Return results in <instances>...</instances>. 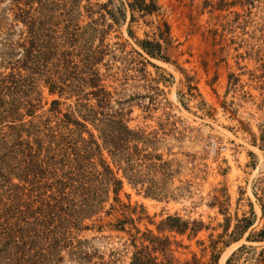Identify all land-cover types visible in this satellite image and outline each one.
Instances as JSON below:
<instances>
[{"label": "rangeland", "instance_id": "1", "mask_svg": "<svg viewBox=\"0 0 264 264\" xmlns=\"http://www.w3.org/2000/svg\"><path fill=\"white\" fill-rule=\"evenodd\" d=\"M121 1L126 2L114 0L115 5ZM157 1L158 15L130 25L128 13L125 24L110 29L105 44L120 49L122 43L127 52L142 53L130 30L139 40H154L157 28L166 23L172 41L168 61L144 54L150 62L147 73L131 72L125 84L123 77L112 82L111 76L120 67L117 53L99 67L108 76L105 84L116 93V99L130 100L125 104L132 111L130 127L154 135L148 143L152 153L148 168H138L135 186L124 180L116 208L111 210V199L99 216L86 222L89 229L79 238L82 253L66 254L62 264H131L136 229L141 232L138 237L152 232L170 239L173 264H227L230 259L232 264H264V241L258 238L264 231V0ZM68 2L64 18L73 11L80 16L71 25L66 21L58 28L49 27L41 40L59 45L69 30L76 40L80 73L82 53L100 42L99 37L93 40L88 35L92 20L84 9L88 2ZM90 2L96 6L98 0ZM17 21L9 0L0 7L2 78L11 74V62L23 59L21 48L29 40L27 28ZM79 30L84 38L79 37ZM39 74L38 68L33 75L26 73L24 86L33 98L43 94L39 114H44L59 98L49 94ZM29 80L36 82L33 88ZM61 102L65 103L63 113L71 105L75 109L74 101ZM3 109L0 102V115ZM156 154L162 157L159 162L153 159ZM105 157L112 165L107 153ZM169 216L189 223L185 235L159 232ZM128 218L135 223L121 229L119 222ZM248 220L252 226L245 229ZM194 222H202L204 227L193 232Z\"/></svg>", "mask_w": 264, "mask_h": 264}, {"label": "trees", "instance_id": "2", "mask_svg": "<svg viewBox=\"0 0 264 264\" xmlns=\"http://www.w3.org/2000/svg\"><path fill=\"white\" fill-rule=\"evenodd\" d=\"M7 1L0 0V7ZM10 1L17 23H22L30 36L21 48L23 59L8 65L11 74L2 78L0 73V102L4 105L0 115V264H62L66 254L82 253L79 238L89 229L86 222L99 216L111 199V210L119 205L124 180L133 186L138 184V168L147 169L152 155L148 143L151 136L154 138L153 133L130 127L132 111L125 108L130 100L116 99V93L105 84L108 76L99 67L117 53L120 67L111 76L112 82L123 77L124 84L127 83L131 72L146 74L150 62L144 54L168 61L167 51L172 45L170 27L166 23L160 25L154 40H139L130 30V37L142 53L127 52L122 43L118 44L120 49H112L105 44L110 29L125 24L128 13L130 25L158 15V1L126 0L116 6L114 0H98L93 6L91 0H86L88 5L84 9L92 19L87 26L88 35L93 40L99 37L100 43L82 53L84 66L79 73L73 43L76 40L68 34L69 30L65 42L59 45L49 39L41 40L49 27L58 28L66 21L71 25L80 16L73 11L64 18L63 11L70 5L68 0ZM95 7L97 19L92 17ZM79 37L84 38L80 30ZM37 68L39 81L51 96L59 98L52 101L48 114H39L43 94L33 98L24 86L26 73L33 75ZM29 81L33 88L36 82ZM61 100L74 101L76 110L71 105L72 109L63 113L61 106L65 103ZM153 159L159 162L162 157L156 154ZM129 223L135 221L128 218L120 221L119 226L124 230ZM246 224L245 229L252 226L250 220ZM203 227L202 222H194L191 231L199 232ZM136 230L139 235L140 230ZM188 230L189 223L177 216H169L159 227V232L179 235ZM137 235L133 239L135 252L131 264H173L169 258L170 239L163 240L152 232ZM258 238L264 241V231ZM232 263V259L227 262Z\"/></svg>", "mask_w": 264, "mask_h": 264}]
</instances>
